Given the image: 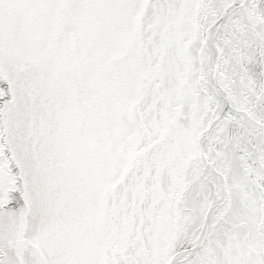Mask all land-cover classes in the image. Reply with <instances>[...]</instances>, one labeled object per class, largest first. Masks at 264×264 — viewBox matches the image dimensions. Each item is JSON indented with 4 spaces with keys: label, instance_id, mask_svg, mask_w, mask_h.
I'll return each mask as SVG.
<instances>
[{
    "label": "snow or ice",
    "instance_id": "snow-or-ice-1",
    "mask_svg": "<svg viewBox=\"0 0 264 264\" xmlns=\"http://www.w3.org/2000/svg\"><path fill=\"white\" fill-rule=\"evenodd\" d=\"M0 264H264V0H0Z\"/></svg>",
    "mask_w": 264,
    "mask_h": 264
}]
</instances>
